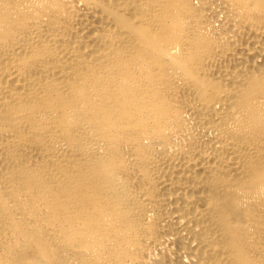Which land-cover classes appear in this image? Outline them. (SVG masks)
I'll use <instances>...</instances> for the list:
<instances>
[{"label": "bare ground", "instance_id": "1", "mask_svg": "<svg viewBox=\"0 0 264 264\" xmlns=\"http://www.w3.org/2000/svg\"><path fill=\"white\" fill-rule=\"evenodd\" d=\"M0 264H264V0H0Z\"/></svg>", "mask_w": 264, "mask_h": 264}]
</instances>
